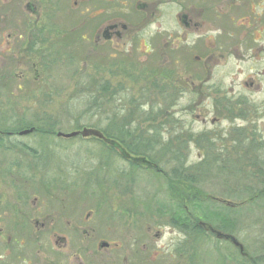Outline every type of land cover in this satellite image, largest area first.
Returning <instances> with one entry per match:
<instances>
[{"label":"rangeland","instance_id":"rangeland-1","mask_svg":"<svg viewBox=\"0 0 264 264\" xmlns=\"http://www.w3.org/2000/svg\"><path fill=\"white\" fill-rule=\"evenodd\" d=\"M141 34L149 40L145 32ZM75 40L66 48L55 46L41 52L37 81L33 71L30 79L0 80V120L13 121L5 126L51 125L54 131V135L31 132L17 137L23 146L20 150L28 153V158L45 155L52 174L62 170L69 174L64 193L55 177L52 183L43 176L36 182H45L56 200H65L74 221H84L89 215L92 218L85 224L96 227L103 236L114 237L118 264H235L232 257L247 264L229 240L205 230L199 241L196 235L171 225L166 216H159L155 207L180 203L184 192L198 187L216 201L211 208H234V203L246 198L244 189L262 186L264 95L224 96L222 90L215 91L220 85H212L206 94L173 93V59H147L149 55L142 51L148 53L150 47L136 48L130 41L104 59L103 53L80 44V40L86 41L83 36ZM3 54L0 48V56ZM11 69L26 71L30 63L0 58V74ZM164 75L171 86L162 94L158 86ZM104 85L108 90H101ZM228 98L242 100L245 105L227 111L224 103ZM146 113L150 118L145 120ZM121 124L129 127L130 142L142 137L149 141L146 158L163 173L140 170L93 138L56 136L58 131L82 127L119 133L115 126ZM133 157L129 155V159ZM213 159L215 163L208 162ZM194 166L203 169L202 178L209 175L204 186L181 184V179L166 176L174 169L192 173ZM119 171L123 173L119 175ZM14 186L0 185V200L18 198ZM34 187L21 189L23 199L32 201L38 196L50 206V197H43ZM124 187L129 189L122 191ZM37 208L31 207V212ZM237 212L233 215L238 224L232 235L248 253V264L252 256L258 259L257 264H264V204L241 206Z\"/></svg>","mask_w":264,"mask_h":264},{"label":"flooded vegetation","instance_id":"flooded-vegetation-1","mask_svg":"<svg viewBox=\"0 0 264 264\" xmlns=\"http://www.w3.org/2000/svg\"><path fill=\"white\" fill-rule=\"evenodd\" d=\"M79 36L86 40H80L83 47L103 53L104 59L129 41L136 48L150 47L148 53L142 51L147 59H173V93L206 94L212 85H220L215 91L224 96L264 95V0H0V58L30 63V69L8 70L0 80L30 79L33 71L37 81L41 52L66 48ZM166 81L164 75L158 86L162 94L171 86ZM101 90L108 89L104 85ZM241 103L228 98L225 109L235 110ZM7 123L0 120V185H15L19 195L0 200V264H118L117 240L85 224L89 215L74 221L65 200H56L45 182H36L43 176L52 183L55 177L64 193L68 172L50 173L45 155L28 158L17 141L27 134L19 135L23 129ZM30 128L34 126L24 127ZM32 185L50 197V206L38 196L23 199L21 189ZM201 225L216 236V230ZM239 254L247 257L244 250Z\"/></svg>","mask_w":264,"mask_h":264},{"label":"trees","instance_id":"trees-1","mask_svg":"<svg viewBox=\"0 0 264 264\" xmlns=\"http://www.w3.org/2000/svg\"><path fill=\"white\" fill-rule=\"evenodd\" d=\"M155 113L159 114V111ZM125 118L123 120H125ZM144 118L146 120L147 118H150V117L146 113V115L143 116V119ZM24 127L25 126H20V128H17V129L18 130L24 129ZM115 127H116L115 129L118 130L119 133L118 132L110 133L104 129L100 130L107 138L112 139L111 144H107L105 143V141L95 138V137H90V138H93L94 140H97L102 145H104V147H106L105 149L110 150L112 155H116L122 161L127 162L128 164L134 165V167L136 168L155 170L156 166H153V162L150 159L146 158L148 151H149V147H148V144H150L149 141L144 140V137H142L140 141L136 143H132L128 140L129 127L127 126V124H121V126H118V127L115 126ZM108 129L111 131V128H108ZM34 132L43 133L47 135H54V131L51 125L46 126V127L35 125ZM155 133L158 134V130H155ZM129 155H135L136 157L129 159ZM208 162L215 163L216 160L213 159ZM225 168L226 167H224L223 169ZM160 169L161 168L157 167L156 169L157 172H159ZM191 169H192V173L189 172L188 174L182 171L181 173H179L174 169L173 173L167 174L166 176L171 175L173 178H170V179H181L180 180L181 184L189 185V184L196 183L201 186H204L207 182L206 178L209 175L206 174L208 176L206 178H202L201 171L203 169H201L200 166L198 167L194 166ZM122 173L123 172L119 171V175ZM196 176H197V179H196ZM229 177L231 178V175ZM240 178L243 179V176ZM261 178H262V181H261L262 186L259 187L258 189L257 188L256 189H248V188L244 189L243 191L246 195V198L240 201L239 203H236V204L234 203V206H233L234 208L226 207L223 205L221 207L215 206L217 204L213 203V201L215 200L212 198V196H209L208 194H202L200 189L197 187L196 189L194 188L188 189L186 192H184L183 194L185 195H182V199L180 203L174 204V203L167 202V205H162L160 203L159 206L155 207V212L159 216H163V215L166 216L167 221L171 225H174L180 228L181 231H184L186 234L196 235L199 241L200 239H202L199 236L204 235L206 233V231L203 229L201 225L202 223L210 226L214 230L232 234L235 232V228L238 224V219H236L235 217L238 215V212H237L238 207L252 206L254 204H259V203L264 204V176L262 175ZM128 189L129 188L124 187V190L122 189V191H125ZM210 201H212V203H210ZM210 204H215V205L214 207L211 208ZM184 206H187L188 212H185ZM226 210L228 211V213ZM233 214H235V216ZM189 215H191L192 221ZM207 233H210V232H207ZM244 252L246 253V255L248 254L245 251V249H244ZM239 256L241 260H244L240 254ZM245 259H246V262H242V263L248 264L247 257H245ZM230 260L233 261L235 264H239L238 259H235L234 257H232ZM257 261L258 259L252 256L250 260V264H257Z\"/></svg>","mask_w":264,"mask_h":264},{"label":"water","instance_id":"water-1","mask_svg":"<svg viewBox=\"0 0 264 264\" xmlns=\"http://www.w3.org/2000/svg\"><path fill=\"white\" fill-rule=\"evenodd\" d=\"M33 130H34L33 128L23 129V130H21L19 132V135H26L28 133H31ZM56 136L57 137H62V138H73V137H76V136H81V137H84V138L95 137V138H98V139H101V140L105 141L108 144L112 143V139H109V138L105 137V135L100 130L95 129V128L84 127L82 129L73 130V131H70V132L58 131V132H56ZM230 204H231L230 202L227 203V205H229V206H230ZM216 236L217 237H222V238L227 239V240H230L233 243V245L238 247L240 252L243 251L242 244L233 235L227 234V233H223V232H220V231H216Z\"/></svg>","mask_w":264,"mask_h":264}]
</instances>
